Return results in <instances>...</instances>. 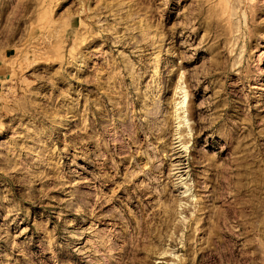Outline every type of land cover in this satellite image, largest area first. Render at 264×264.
Wrapping results in <instances>:
<instances>
[{
	"label": "rangeland",
	"instance_id": "obj_1",
	"mask_svg": "<svg viewBox=\"0 0 264 264\" xmlns=\"http://www.w3.org/2000/svg\"><path fill=\"white\" fill-rule=\"evenodd\" d=\"M0 264H264V0H0Z\"/></svg>",
	"mask_w": 264,
	"mask_h": 264
},
{
	"label": "bare ground",
	"instance_id": "obj_2",
	"mask_svg": "<svg viewBox=\"0 0 264 264\" xmlns=\"http://www.w3.org/2000/svg\"><path fill=\"white\" fill-rule=\"evenodd\" d=\"M260 60V56H259V54H258V61ZM180 78H181V75H180ZM177 83H178V81H177ZM182 84V83H181ZM182 86H180V83H178V84H176V88H178L179 90H182V88H181ZM175 92H177V91H175ZM182 99H180V100H177V101H175V102H173V107H174V119H177L176 120V127L177 128H179V125L182 123V121L185 119V117L184 116H181V113H182V111H180L181 109H182V107H183V102H184V100H185V97H186V92H185V90H182ZM185 121H187V119H185ZM184 122V121H183ZM175 129V130H177V131H175V133H177L178 135H177V137L176 138H179L178 139V141H180L179 143H182V140H181V131L179 130L178 131V129ZM182 146L183 147H186L183 143H182ZM176 164H180V163H176ZM178 167H180V166H178ZM180 175V174H179ZM186 190V189H185ZM184 190V191H185ZM140 227V226H139ZM137 228V227H136ZM135 228V229H136ZM167 250H162L161 252H159L160 254H164L165 252H166ZM162 262V261H161Z\"/></svg>",
	"mask_w": 264,
	"mask_h": 264
}]
</instances>
